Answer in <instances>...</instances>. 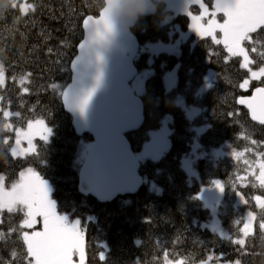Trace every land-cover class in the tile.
<instances>
[{"label": "trees", "instance_id": "trees-1", "mask_svg": "<svg viewBox=\"0 0 264 264\" xmlns=\"http://www.w3.org/2000/svg\"><path fill=\"white\" fill-rule=\"evenodd\" d=\"M104 1L17 0L18 5L33 4L34 10L24 14L19 7L9 8L0 17V62L5 67V82L0 86V176L4 186L11 188L27 168L48 180L57 211L79 221L87 264H166L165 253L167 261L183 260L185 264H198L209 256V264H264V231L259 228L264 210L255 200L264 197V187L257 179L259 163L264 162V125L253 122L237 102L264 86V77L251 79L249 86L241 89L239 84L249 70L240 67V56L215 44L211 36L190 34L177 53L142 51L148 43L170 42L178 35L177 27H188V15H173L163 0H152L156 11L138 17L131 28L140 45L133 60L137 73L143 69L152 73L138 95L143 123L125 136L137 153L149 132L169 115V148L158 159L140 160L142 185L136 193L107 203L81 194V149L91 137L76 135L63 107L62 92L70 82V64L83 37L82 20L97 15ZM202 1L211 7L212 0ZM3 7L0 0V9ZM190 10L198 13L199 5L191 4ZM166 17L169 21L163 22ZM250 36L243 45L249 67L257 70L264 67V28ZM175 66V85L166 89L163 75ZM21 76L26 77L23 83ZM180 96L187 105L198 108L192 118L177 104ZM4 111L11 115L4 117ZM37 119L49 126V139L36 138L35 152L13 156L15 130ZM194 141L206 154L193 163L198 179L190 178L181 165ZM214 148H222L223 155H207ZM216 179L224 186L217 213L227 237L202 226L211 214L197 194ZM237 192L243 198L241 204ZM247 211L255 216L253 231L245 237V245L233 244L232 240L242 236ZM23 219L19 206L11 213L6 208L0 210V264H28L20 235L25 229L20 227Z\"/></svg>", "mask_w": 264, "mask_h": 264}, {"label": "snow or ice", "instance_id": "snow-or-ice-1", "mask_svg": "<svg viewBox=\"0 0 264 264\" xmlns=\"http://www.w3.org/2000/svg\"><path fill=\"white\" fill-rule=\"evenodd\" d=\"M199 4L200 15H193L191 11L187 15L191 18V29H193L199 36H211L215 44H223L227 51L233 56H242L243 63L241 68L249 67V56L246 49L242 46L244 41H250V34L256 33L259 29L264 28V0H215L212 5L213 11L210 13L211 18L207 20L205 25L201 21L208 15V9L202 0H188V4ZM21 13L26 14L29 9L34 10V5L31 3L17 4V0H12L11 6L5 10L0 11V17L9 8H17ZM188 9L187 5L185 10ZM222 13L223 21L218 22L216 16ZM18 22V19L14 21ZM82 28L87 35L85 40L79 44V49L83 52L95 50L96 46H101L102 43L110 37L113 33V26L107 18L105 11L100 9L97 15L89 14L82 20ZM217 30L222 34L220 39L216 38ZM256 51L255 48L252 49ZM81 59L76 57L73 60V67ZM97 61L102 57L97 53ZM251 78L253 80L264 77V67L259 69V73L251 71ZM26 77L21 76L20 82L23 83ZM101 79V73L97 70L95 77L96 84L89 88L87 92L81 96L76 97L70 91H63V100L66 107L78 108L83 114L85 106L90 97L95 91ZM5 82V67L0 62V86ZM249 79H244L239 84L241 89H246L249 86ZM53 88L57 85L53 84ZM23 92L27 93L28 88H23ZM238 104L247 107L251 114V119L258 121L259 124L264 125V86L256 87L250 96H241L237 100ZM4 117H9L10 112L4 111ZM16 115H19L17 113ZM37 125L43 126L40 128H33L31 122L28 125V131L22 132L21 129H16V145L21 143V138L27 139L29 150L35 152L36 147L33 144V138L40 133V140L47 141L50 134V128L44 126L43 120L36 121ZM10 127V125H5ZM7 143V141H5ZM25 150H18L17 147L11 149L12 155L16 156ZM260 173L257 179L261 187H264V162L259 163ZM213 184L218 191H223L224 186L220 180H214ZM237 196L241 197V193L237 192ZM255 200L259 207L264 210V199L256 196ZM246 203V201H245ZM19 206V210L24 212V219L21 221V228L25 226L29 229H34L39 222L38 218L42 219V230H33L21 232V238L24 245H26L28 264H74V257L77 255L80 258V264H84V250H83V233L78 227L79 222L69 224L66 217L57 213L55 203L49 198V190L46 182L42 180L41 176L32 168L19 173V180L11 185L10 190H6L4 186V177L0 176V210L7 209L8 212H15ZM26 209V211H25ZM255 216L253 212L247 213V221L243 223L240 232L244 237H247L253 229V221ZM259 228L264 231V218L260 220ZM10 231H14L10 230ZM0 239H3V233H0ZM233 244L243 246L245 239H235L231 241ZM16 256L15 251L11 254ZM223 259V253L220 254ZM100 259H104V254H100ZM212 257L209 256L208 260ZM165 260L167 261V253H165ZM177 264H185V261H179ZM201 264H206L201 261ZM238 264V262H237Z\"/></svg>", "mask_w": 264, "mask_h": 264}, {"label": "water", "instance_id": "water-1", "mask_svg": "<svg viewBox=\"0 0 264 264\" xmlns=\"http://www.w3.org/2000/svg\"><path fill=\"white\" fill-rule=\"evenodd\" d=\"M102 9L113 26V33L95 50L82 54L78 45L70 64L71 79L64 91L83 96L96 84L97 70L101 73L100 82L83 114L78 108L66 107L63 95L62 103L76 135L91 137L79 170V190L107 203L118 196L136 193L142 185L140 160L125 136L137 130L144 119L142 100L131 87L137 74L133 60L140 47L131 28L138 17L152 15L156 6L152 0H105ZM86 35L83 29L80 43ZM97 53L102 57L100 61L96 59ZM76 57L81 59L73 67ZM241 106L251 119L247 107Z\"/></svg>", "mask_w": 264, "mask_h": 264}, {"label": "rangeland", "instance_id": "rangeland-1", "mask_svg": "<svg viewBox=\"0 0 264 264\" xmlns=\"http://www.w3.org/2000/svg\"><path fill=\"white\" fill-rule=\"evenodd\" d=\"M163 1L165 2L166 8H168L169 10H171L173 12V15H175L177 13H186L187 14L188 11H191L190 10L191 4H188V0H163ZM214 2H215V0H212L211 7L208 4L203 2L205 4L206 8L208 9V15H206L203 18V20L201 21L205 25L207 24V20L211 18L210 13L214 10L212 7ZM193 4H196V3H193ZM186 5H187L188 9L185 10ZM200 11L198 13H193V12H191V13L193 15L199 16ZM215 18L218 22H222L223 21L222 13H218ZM168 21H169V17H166L163 20V22H168ZM191 23H192V21H191V18L189 17V24H188V27L186 30H182L179 27H177L176 30L178 32V35L174 39H172L170 42L148 43L145 46H142L140 49L142 51H149L152 53H157V52H161V51H165V52H169V53H177L179 50L180 43L183 40H185L190 34H194L196 36H199L193 29H191V27H190ZM215 35H216L217 39H220L222 37V34L218 30L215 33ZM242 46L244 47L243 43H242ZM246 52H247V50H246ZM240 57H241V62L243 63V57L242 56H240ZM247 69L249 70L251 68L248 67ZM176 70H177V66L173 67L170 70H167L164 73L163 80H164V84H165L166 89H170L171 87H173L175 85ZM251 71H256L257 73H259V69H257V70L251 69ZM151 73H152V71L150 69H143V70H140L136 74V76L133 78V80L131 81V87H132V90L134 91V93L136 95H141L143 93L145 79ZM212 73L213 72H210V74H212ZM246 79H249V81L252 79L250 71H249V75ZM177 104L183 108V110L185 111V114L188 118H192L198 112V108H196L194 106L187 105L181 96L177 98ZM38 120H42V119H37V120L31 121V124L33 125V128L42 129L43 126L36 124V121H38ZM169 121H170V116L165 115L161 121L160 127L155 129V130H151L149 132V139L144 143L142 149L136 153L139 160H144L146 158L158 159L169 148V134H170ZM29 123L27 124V126L25 128H19V129H21L22 132H27L29 130L28 129ZM44 126L49 127L45 121H44ZM199 130H201V128ZM15 133H16V130H15ZM50 134H51V132H50ZM50 134H49V136H50ZM49 136H48V139H49ZM16 138L17 137H15V142H14L12 148L17 147L18 150H25V151H22L18 155H22L25 153L32 152L31 150H29V145H28L27 139L22 137L21 143L19 145H16ZM36 138H40L39 132L36 134V136H34L33 144H34V140ZM87 149H88L87 144L82 147L81 155H80L81 158L85 157ZM198 149H199V145H198L197 141H194V143L192 144L190 153L188 155L184 156L181 160V165L190 178H197V179L199 178L198 173H197L196 169L194 168L193 163L197 157L206 155L204 152H200ZM207 155H211L213 158H217V157L223 155V149L222 148H214ZM27 169H25L24 171H26ZM42 180H44L46 182V186L49 190V198L52 201H54V199L51 195L52 186H51L50 182L46 179H43V178H42ZM216 180H218V179H216ZM6 190H10V188H6ZM197 195H198L199 199L201 200L202 204L209 209L210 214H211L210 219L207 222L202 223V226L216 232L220 236L227 237L228 233L224 230V228L220 224L219 218H218V213H217V210H218L217 207H218V204L222 198L223 191L222 192L218 191L212 182V184L209 186L201 187V189ZM261 199H264V197H261ZM54 203H55V201H54ZM237 203L238 204L242 203V199L239 196L237 199ZM257 204H258V202H257ZM55 208H56V205H55ZM25 211H26V209H25ZM56 211H57V209H56ZM248 212L249 211H247V213ZM57 213L66 217V220L69 224L78 221V219H76V218H69L65 213H60L58 211H57ZM247 213L245 216V222L247 221ZM38 221L39 222L35 225L34 229H29L25 226L24 231H28L30 233L33 230H42V228H43L42 219L38 218ZM78 227H80L79 224H78ZM252 231H253V229H252ZM241 238L245 239L243 234H242ZM83 250H84V243H83ZM179 261H181V260H168V261H166V264H177V262H179ZM204 261L206 262V264H209V260H204ZM74 264H80V258L78 255L76 257H74ZM84 264H87L86 259H85V252H84ZM198 264H201V262Z\"/></svg>", "mask_w": 264, "mask_h": 264}, {"label": "clouds", "instance_id": "clouds-1", "mask_svg": "<svg viewBox=\"0 0 264 264\" xmlns=\"http://www.w3.org/2000/svg\"><path fill=\"white\" fill-rule=\"evenodd\" d=\"M11 3H12V0H3V9H0V11H3L5 10L7 7H10L11 6Z\"/></svg>", "mask_w": 264, "mask_h": 264}]
</instances>
